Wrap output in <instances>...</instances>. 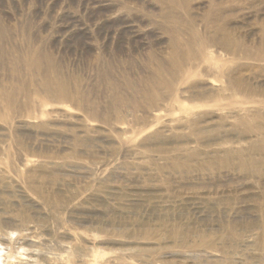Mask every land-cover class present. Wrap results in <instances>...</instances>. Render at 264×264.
I'll return each mask as SVG.
<instances>
[{
  "label": "rangeland",
  "instance_id": "1",
  "mask_svg": "<svg viewBox=\"0 0 264 264\" xmlns=\"http://www.w3.org/2000/svg\"><path fill=\"white\" fill-rule=\"evenodd\" d=\"M0 264H264V0H0Z\"/></svg>",
  "mask_w": 264,
  "mask_h": 264
}]
</instances>
